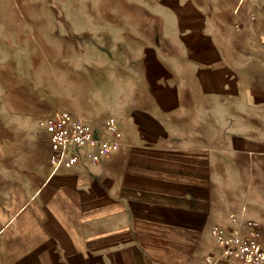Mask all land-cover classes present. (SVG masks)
Returning a JSON list of instances; mask_svg holds the SVG:
<instances>
[{"label":"crops","instance_id":"1","mask_svg":"<svg viewBox=\"0 0 264 264\" xmlns=\"http://www.w3.org/2000/svg\"><path fill=\"white\" fill-rule=\"evenodd\" d=\"M184 2L198 41L140 42L123 89L71 92L93 128H121L97 165L54 168L39 121L57 109L36 110L40 145L0 178V264H206L211 228L242 234L246 219L264 247V0ZM200 92L215 106L193 104Z\"/></svg>","mask_w":264,"mask_h":264},{"label":"rangeland","instance_id":"2","mask_svg":"<svg viewBox=\"0 0 264 264\" xmlns=\"http://www.w3.org/2000/svg\"><path fill=\"white\" fill-rule=\"evenodd\" d=\"M186 7L184 0H0V178L40 145L41 105L71 110V92L123 89L130 76L118 65L140 42L173 52L172 42L198 41L183 28L191 24ZM256 20L253 13L247 22ZM232 26L248 30L241 21ZM200 94L193 104L215 106L216 92Z\"/></svg>","mask_w":264,"mask_h":264},{"label":"built area","instance_id":"3","mask_svg":"<svg viewBox=\"0 0 264 264\" xmlns=\"http://www.w3.org/2000/svg\"><path fill=\"white\" fill-rule=\"evenodd\" d=\"M39 125L47 133L51 148L49 161L54 168L79 162L95 166L118 147L122 137L117 120L107 118L96 130L81 116L65 108L44 116ZM231 220L236 222L237 218L232 216ZM244 229L240 234L223 226H213L211 233L220 253L205 256L206 264H264L260 223L246 219Z\"/></svg>","mask_w":264,"mask_h":264}]
</instances>
